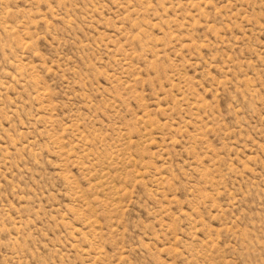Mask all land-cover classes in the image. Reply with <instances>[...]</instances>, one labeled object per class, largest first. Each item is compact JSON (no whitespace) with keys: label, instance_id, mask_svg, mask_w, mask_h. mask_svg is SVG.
<instances>
[{"label":"rangeland","instance_id":"rangeland-1","mask_svg":"<svg viewBox=\"0 0 264 264\" xmlns=\"http://www.w3.org/2000/svg\"><path fill=\"white\" fill-rule=\"evenodd\" d=\"M0 264H264V0H0Z\"/></svg>","mask_w":264,"mask_h":264}]
</instances>
